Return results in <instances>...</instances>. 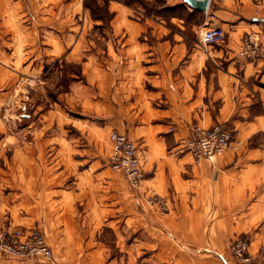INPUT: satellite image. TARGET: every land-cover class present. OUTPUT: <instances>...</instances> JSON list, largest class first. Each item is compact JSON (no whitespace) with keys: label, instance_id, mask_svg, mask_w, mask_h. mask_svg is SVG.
Here are the masks:
<instances>
[{"label":"crops","instance_id":"obj_1","mask_svg":"<svg viewBox=\"0 0 264 264\" xmlns=\"http://www.w3.org/2000/svg\"><path fill=\"white\" fill-rule=\"evenodd\" d=\"M29 1L31 17L25 25L24 44L9 41L12 48L7 51L6 10L15 0H0V77L6 72L36 71L43 60L81 62L87 83L73 80L69 95L79 104L83 144L78 148L70 139L65 143V182L71 167L99 164L98 159H90L95 149L90 138L93 130L108 136L117 129L137 142L144 173L136 186L141 198L166 204L161 207L148 201L150 205L142 206L146 217L142 230L158 232V239L148 236L141 242L158 247L142 256L143 263L233 264L229 254L214 248L243 233L249 236V252L258 255L264 244V52L244 59L237 49L248 31L258 34L264 48V0H209L206 11L200 10L205 13L203 26L219 25L225 31L224 41L210 50L187 47L181 32L170 34L165 20L143 15L135 1L107 0L110 27L97 36L103 45L94 51L84 47V30L99 21L89 18L83 0ZM168 4L193 9L183 0H163L158 8ZM65 7L73 11L66 31ZM55 13L60 16L57 20ZM39 20L46 24L40 27L42 32ZM173 21L181 26L183 18L174 16ZM149 37L157 42L150 43ZM1 78L2 84L6 82ZM216 121H226L233 128L231 146L195 162L181 148L180 138L188 135L194 122L210 126ZM169 126L173 129L168 130ZM43 131L31 143L35 150L47 151L56 140ZM75 150L80 157H74ZM108 167L97 169L95 177L109 173ZM60 217L64 219L58 212L47 214L46 226L52 231L66 230ZM14 220L27 223L33 216L21 211ZM73 243L79 246V240ZM67 246L65 264L102 263L93 249L70 254ZM194 247L209 252H196ZM260 254L264 264V252ZM0 264L29 263L0 257Z\"/></svg>","mask_w":264,"mask_h":264},{"label":"rangeland","instance_id":"obj_2","mask_svg":"<svg viewBox=\"0 0 264 264\" xmlns=\"http://www.w3.org/2000/svg\"><path fill=\"white\" fill-rule=\"evenodd\" d=\"M132 1L137 2L143 15L158 14L165 20L170 34L173 31L181 32V41L187 47L200 46L205 49L198 39L205 26V13L202 17L188 16L177 5L168 4L158 8L160 0ZM106 2L83 0L89 18L99 21L85 27L83 43L87 50L94 51L97 45H103L97 36L103 29L110 27L111 13L107 10ZM62 9L53 7L55 11ZM30 11L29 0H15L14 6L7 7V51L12 48L9 41L24 44L25 25L29 23ZM72 12L71 8L65 7V31L68 30V16ZM174 16L183 18L181 26L175 24ZM59 17L55 13V20ZM78 20L80 24L83 22L82 17ZM54 25L59 26L58 23ZM44 26L46 24L39 20L38 30L42 32L40 27ZM53 29L59 30L54 26ZM41 32L38 33L39 37ZM148 41L155 44L157 39L149 37ZM39 44L42 45L40 40ZM216 47L219 45L206 46L209 50ZM9 63L12 66V62ZM8 74L15 77H9ZM85 76L80 61L56 58L43 60V65L36 71L22 70L16 75L6 72L0 77L6 80L3 84L0 82V228L24 223L14 220V216L21 214V211L32 215L33 220L24 223V226L41 227L49 244L51 242L53 245V263L40 262L44 264H65L66 244L71 245L67 246L70 254L95 250L93 255L101 258V264H148L142 262V256L157 251L158 247L143 246L141 242L143 239L148 240V236L158 239V232L142 230V220L146 219L142 215V206L150 205V201L155 202V206L166 204L158 199L143 200L138 189L130 185L120 170L108 167L109 173L103 174L101 178L95 177L97 169L107 167V133L97 135L94 129L90 137L95 148L94 152L89 153L90 159H98L99 164L88 168L87 162H84L71 167L72 172L65 182V143L69 144L67 139H70L78 148L83 144L78 125L79 104L72 101L69 95L70 84L73 80L87 83ZM41 131L53 134L56 138L47 151L31 147L36 133ZM74 152L75 158L80 157V151ZM52 212L64 216V219L59 218V222L64 223L66 230L52 231L51 227L46 226V216ZM127 214L130 219H127ZM73 240H79V246H74ZM228 245L225 241L223 246L214 249H222L227 255ZM193 250L207 251L198 247Z\"/></svg>","mask_w":264,"mask_h":264},{"label":"built area","instance_id":"obj_3","mask_svg":"<svg viewBox=\"0 0 264 264\" xmlns=\"http://www.w3.org/2000/svg\"><path fill=\"white\" fill-rule=\"evenodd\" d=\"M199 42L207 45L219 44L225 39V31L219 25H205L198 36ZM264 52L262 41L254 31L245 32L239 41L237 54L244 59H253ZM173 126H169L172 130ZM110 153L107 164L112 169L122 171L130 185L136 187L144 173L140 166L137 142L117 129L108 134ZM233 128L226 121H216L210 126L194 122L188 135L180 139L181 148L190 152L195 162L202 158H212L231 146ZM248 234L237 235L228 245L233 264H261V252L254 255L248 250ZM0 257L35 264L53 263V250L45 232L39 226H12L0 228Z\"/></svg>","mask_w":264,"mask_h":264},{"label":"water","instance_id":"obj_4","mask_svg":"<svg viewBox=\"0 0 264 264\" xmlns=\"http://www.w3.org/2000/svg\"><path fill=\"white\" fill-rule=\"evenodd\" d=\"M183 2L192 8L206 11L209 0H183Z\"/></svg>","mask_w":264,"mask_h":264},{"label":"trees","instance_id":"obj_5","mask_svg":"<svg viewBox=\"0 0 264 264\" xmlns=\"http://www.w3.org/2000/svg\"><path fill=\"white\" fill-rule=\"evenodd\" d=\"M130 1H132V0H127L126 2H130ZM162 1L163 0H160V3H162ZM85 4V3H84ZM159 5V4H158ZM165 6V5H164ZM163 6V7H164ZM175 6V5H174ZM177 6H180L185 12H186V14L188 15V16H192V15H199V16H203V13L200 11V10H198V9H195V8H193L191 11L190 10H188L185 6H183V5H177ZM169 7V6H168ZM165 9V8H164ZM158 15V14H157ZM110 16H111V14H110ZM182 18V17H181ZM201 20V19H200ZM200 20H199V22H200Z\"/></svg>","mask_w":264,"mask_h":264},{"label":"bare ground","instance_id":"obj_6","mask_svg":"<svg viewBox=\"0 0 264 264\" xmlns=\"http://www.w3.org/2000/svg\"><path fill=\"white\" fill-rule=\"evenodd\" d=\"M181 139V138H180Z\"/></svg>","mask_w":264,"mask_h":264}]
</instances>
